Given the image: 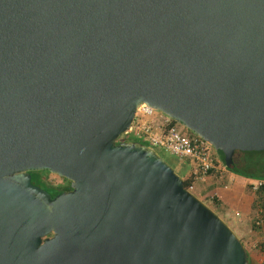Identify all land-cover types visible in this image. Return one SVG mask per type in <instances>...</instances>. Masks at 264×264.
<instances>
[{
	"label": "water",
	"instance_id": "water-1",
	"mask_svg": "<svg viewBox=\"0 0 264 264\" xmlns=\"http://www.w3.org/2000/svg\"><path fill=\"white\" fill-rule=\"evenodd\" d=\"M140 102L225 166L264 150V0H0V264H248L153 147L118 139Z\"/></svg>",
	"mask_w": 264,
	"mask_h": 264
},
{
	"label": "built area",
	"instance_id": "built-area-1",
	"mask_svg": "<svg viewBox=\"0 0 264 264\" xmlns=\"http://www.w3.org/2000/svg\"><path fill=\"white\" fill-rule=\"evenodd\" d=\"M181 123L165 115L158 109L142 102L137 104L134 116L127 129L119 136L123 139H142L151 147L173 155L179 162L191 161L193 181L205 182L207 176L221 173L224 164L214 153L211 144L195 133H188ZM183 126V125H182ZM121 139V140H122ZM248 190L259 194L261 203L254 210L251 223L257 230L258 241L264 243V177H247ZM189 185L188 189H192ZM263 203V204H262Z\"/></svg>",
	"mask_w": 264,
	"mask_h": 264
},
{
	"label": "crops",
	"instance_id": "crops-1",
	"mask_svg": "<svg viewBox=\"0 0 264 264\" xmlns=\"http://www.w3.org/2000/svg\"><path fill=\"white\" fill-rule=\"evenodd\" d=\"M246 181V176L225 169L221 173L210 174L205 182H196L200 183L199 192L208 195L209 198L213 197L215 205L221 210L227 213L231 212L236 217H244L246 214L249 216L248 226L238 235L249 256L252 252H256L258 247L255 246L254 249H249L248 245L258 244L260 247L262 243L258 241L257 230L251 225L252 203L255 195L248 190Z\"/></svg>",
	"mask_w": 264,
	"mask_h": 264
},
{
	"label": "rangeland",
	"instance_id": "rangeland-1",
	"mask_svg": "<svg viewBox=\"0 0 264 264\" xmlns=\"http://www.w3.org/2000/svg\"><path fill=\"white\" fill-rule=\"evenodd\" d=\"M182 128H184V126L181 125ZM188 133H192L189 129H187ZM136 140V139H134ZM213 148V147H212ZM155 150H157L161 156L173 167V169L176 171L177 174H179L181 177H184L185 175L189 174L191 171L190 169L193 167V164L191 163V161L185 160L184 163L178 162L176 161L175 157L171 154H168L166 152H163L161 149L159 148H155ZM214 153L216 155H220V153L218 151H216L214 148ZM264 160V157H263ZM176 163V164H175ZM226 168V167H225ZM227 169V168H226ZM49 171L46 169H40L37 171L38 174H40L43 177H46L47 173ZM49 174L51 175V173L49 172ZM52 180L55 183H58L57 181H59L61 179V177H59L58 175H51ZM192 189H190L192 191V193L196 194L199 198L204 199L207 204L211 205L214 209V211L225 221V223L234 231V233L238 236L239 233L242 230H245V228L248 226L249 224V216L246 214L244 217H236L233 213H227L224 210H221L219 207H217L215 205V203H213L211 201V199L208 197V195H203L202 192H199V185L200 183L198 182H192ZM230 209V208H229ZM258 247L256 252H252V254H250L249 256H247L249 264H264V247L263 245L259 247L258 244L256 245H248L249 249H254V247Z\"/></svg>",
	"mask_w": 264,
	"mask_h": 264
},
{
	"label": "trees",
	"instance_id": "trees-1",
	"mask_svg": "<svg viewBox=\"0 0 264 264\" xmlns=\"http://www.w3.org/2000/svg\"><path fill=\"white\" fill-rule=\"evenodd\" d=\"M119 140L122 138L119 137ZM125 139V137H123ZM122 139V140H123ZM127 139V138H126ZM136 140L140 141L141 143H146L145 140L137 138ZM157 151V150H156ZM220 155L218 154L219 160L223 164V156L221 151L217 150ZM158 154H160L157 151ZM161 155V154H160ZM264 150H234L232 155V163L229 166H226V168L236 174L243 175L246 177H264ZM176 159V158H175ZM176 161H178L176 159ZM179 162V161H178ZM176 164V163H175ZM183 179V185L188 188L189 185H192L193 181V175L190 172L189 174L182 177ZM70 188L69 184H55L52 186L53 193H58L63 190H68ZM259 192L255 194L254 201L252 203L253 212L256 210V207L260 205L259 202ZM213 203H215V199L213 197L210 198ZM206 204L207 202L202 199ZM263 204V203H262ZM209 205V204H207ZM212 209L213 207L209 205ZM264 208V206H263ZM253 215V214H252ZM253 226V224L251 223ZM264 247V243L262 244ZM248 256V254H247ZM248 260V258H247ZM249 264V261H248Z\"/></svg>",
	"mask_w": 264,
	"mask_h": 264
},
{
	"label": "flooded vegetation",
	"instance_id": "flooded-vegetation-1",
	"mask_svg": "<svg viewBox=\"0 0 264 264\" xmlns=\"http://www.w3.org/2000/svg\"><path fill=\"white\" fill-rule=\"evenodd\" d=\"M37 171L38 170H35V169L28 170L29 182L33 185L40 187L41 189L46 191L50 196H53L56 194V193H53V189H52L53 185L61 184V183L69 184V180L65 179L64 177H61V179L59 181H57L58 183H55L51 177V175H53L54 173L50 172L51 173V175H50L48 172L46 177H43L40 174H38ZM48 235H50V233ZM43 239H44V236L41 237V241Z\"/></svg>",
	"mask_w": 264,
	"mask_h": 264
},
{
	"label": "clouds",
	"instance_id": "clouds-1",
	"mask_svg": "<svg viewBox=\"0 0 264 264\" xmlns=\"http://www.w3.org/2000/svg\"><path fill=\"white\" fill-rule=\"evenodd\" d=\"M217 151V150H216ZM225 166V165H224ZM226 167V166H225ZM226 169V168H225ZM191 171V170H190ZM190 190V189H189Z\"/></svg>",
	"mask_w": 264,
	"mask_h": 264
}]
</instances>
